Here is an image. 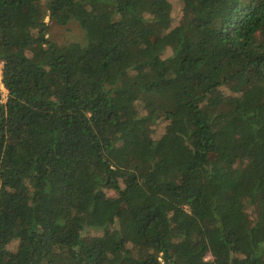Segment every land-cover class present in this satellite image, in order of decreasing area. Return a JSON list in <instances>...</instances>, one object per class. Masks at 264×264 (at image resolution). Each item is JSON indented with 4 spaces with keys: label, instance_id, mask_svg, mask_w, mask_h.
<instances>
[{
    "label": "trees",
    "instance_id": "1",
    "mask_svg": "<svg viewBox=\"0 0 264 264\" xmlns=\"http://www.w3.org/2000/svg\"><path fill=\"white\" fill-rule=\"evenodd\" d=\"M179 1L0 0V264H264V0Z\"/></svg>",
    "mask_w": 264,
    "mask_h": 264
},
{
    "label": "rangeland",
    "instance_id": "2",
    "mask_svg": "<svg viewBox=\"0 0 264 264\" xmlns=\"http://www.w3.org/2000/svg\"><path fill=\"white\" fill-rule=\"evenodd\" d=\"M173 1V12L175 17V22H177L180 19L181 16V4L179 0H172ZM48 37L50 40L57 42L59 44H65L69 42H80L85 43L86 42V36L85 33L80 26L79 22L76 20H72L67 25H60L55 22H52L50 24ZM1 68V65H0ZM0 90L2 91V97L3 100H6L7 97V90L3 86V84L0 82ZM167 122L162 121L160 122L157 131L155 132V137H158L161 133L164 131V126ZM109 195L114 196L115 193L112 191L108 192ZM122 210L125 212L127 216H129V212L127 207L122 204L121 205ZM18 243L15 242L9 246L10 249H16Z\"/></svg>",
    "mask_w": 264,
    "mask_h": 264
},
{
    "label": "built area",
    "instance_id": "3",
    "mask_svg": "<svg viewBox=\"0 0 264 264\" xmlns=\"http://www.w3.org/2000/svg\"><path fill=\"white\" fill-rule=\"evenodd\" d=\"M0 65H1V68H0V82H1L2 73H3V62L2 61H0Z\"/></svg>",
    "mask_w": 264,
    "mask_h": 264
}]
</instances>
